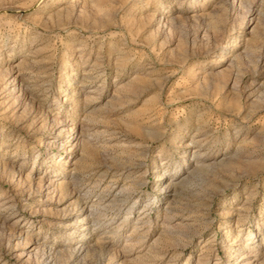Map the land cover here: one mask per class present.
Wrapping results in <instances>:
<instances>
[{"label": "rangeland", "instance_id": "374dc122", "mask_svg": "<svg viewBox=\"0 0 264 264\" xmlns=\"http://www.w3.org/2000/svg\"><path fill=\"white\" fill-rule=\"evenodd\" d=\"M0 264H264V0H0Z\"/></svg>", "mask_w": 264, "mask_h": 264}, {"label": "bare ground", "instance_id": "6f19581e", "mask_svg": "<svg viewBox=\"0 0 264 264\" xmlns=\"http://www.w3.org/2000/svg\"><path fill=\"white\" fill-rule=\"evenodd\" d=\"M83 142H84V141H83ZM82 145H83V144H82ZM84 147H86V146H84ZM86 148H87V147H86ZM83 149H84V148H83ZM87 153H88V152H87ZM82 154H83V153H82ZM89 157H90V156H89ZM84 158H85V157H84ZM84 158H83V159H84ZM80 161H81V160H80ZM173 183H174V182H173ZM173 183H172V184H173ZM176 184H178V182H176ZM170 186H171V185H170ZM168 188H169V187H168ZM174 190H175V189H174ZM242 257H243V258L250 257V254H249V253L243 254ZM247 263H251L250 260H249Z\"/></svg>", "mask_w": 264, "mask_h": 264}]
</instances>
